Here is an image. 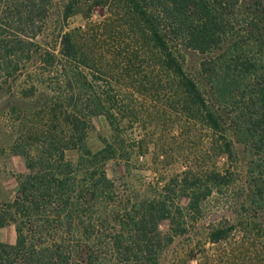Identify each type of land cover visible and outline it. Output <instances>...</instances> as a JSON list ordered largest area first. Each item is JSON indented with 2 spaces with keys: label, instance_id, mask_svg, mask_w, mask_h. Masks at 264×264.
<instances>
[{
  "label": "trees",
  "instance_id": "trees-1",
  "mask_svg": "<svg viewBox=\"0 0 264 264\" xmlns=\"http://www.w3.org/2000/svg\"><path fill=\"white\" fill-rule=\"evenodd\" d=\"M55 1L0 0V95L10 99V151L26 169L13 201L0 203V229L15 231L13 244L0 242V264H161L199 223L206 243L240 235L264 249V0H63L53 21ZM76 14L100 21L66 30ZM184 50L203 55L198 77ZM134 96L200 124L203 163L222 167L119 188L105 168L143 145L123 137L139 119ZM97 116L112 135L93 152Z\"/></svg>",
  "mask_w": 264,
  "mask_h": 264
},
{
  "label": "rangeland",
  "instance_id": "rangeland-1",
  "mask_svg": "<svg viewBox=\"0 0 264 264\" xmlns=\"http://www.w3.org/2000/svg\"><path fill=\"white\" fill-rule=\"evenodd\" d=\"M62 3L63 0L55 1L52 10L53 21ZM98 21L100 17L97 14H92L88 18L76 14L65 22V29L84 28ZM52 26L51 21L50 27ZM202 59L203 55L184 50V67L194 76L198 77L199 63ZM121 93L126 97L129 95L125 90H121ZM133 99L139 119L133 126L123 129V137L128 143L139 140L143 142V145L139 149L133 148L129 163L121 161L107 163L105 168L107 175L119 188H125L128 184L139 188L156 180L163 184L175 176H182V173L190 166L195 171L204 165L209 168L222 167L223 159L210 157L208 162L203 163V154L206 151L203 142L207 140V131L200 124L190 125L186 123L181 113L172 109L165 110L158 103L143 102L135 96ZM8 102H10L9 97L0 95V203L2 204L13 201L17 192V177L26 172L23 158L10 151L14 135L7 117L3 114ZM111 135L107 120L103 116L94 117L90 121L87 133V145L91 151L96 152L103 147V140L110 139ZM236 149L240 159L238 167L243 170L242 162L245 156L240 146H236ZM67 157L74 161L77 154L70 151ZM179 203L185 207L188 203L187 197L181 196ZM203 225L199 223L196 228L190 230L189 234L175 237L165 250L161 264H172L180 258L187 257L192 247L197 249L193 254L196 258L188 264H264V249L259 241L248 240L244 243L240 241L241 236L236 235L227 242L212 245L206 243L204 239ZM159 229L162 233H167L168 223L162 222ZM14 241L13 225L0 229V242L13 244Z\"/></svg>",
  "mask_w": 264,
  "mask_h": 264
}]
</instances>
